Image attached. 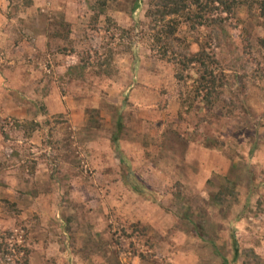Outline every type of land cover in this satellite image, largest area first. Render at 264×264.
<instances>
[{"label":"rangeland","instance_id":"rangeland-1","mask_svg":"<svg viewBox=\"0 0 264 264\" xmlns=\"http://www.w3.org/2000/svg\"><path fill=\"white\" fill-rule=\"evenodd\" d=\"M31 1L0 0V264H264L260 16L190 34L228 104L182 120L195 75L178 91L151 41L179 17L152 24L151 0H110L98 20L93 0ZM170 125L186 150L162 141Z\"/></svg>","mask_w":264,"mask_h":264},{"label":"trees","instance_id":"trees-1","mask_svg":"<svg viewBox=\"0 0 264 264\" xmlns=\"http://www.w3.org/2000/svg\"><path fill=\"white\" fill-rule=\"evenodd\" d=\"M25 1L32 3L31 0ZM93 1H95L93 8L95 18L98 20L108 12V2L110 0ZM150 5L151 8L147 13V17L152 21V24H157L160 21L164 23L171 17H179L180 22L176 20L173 22V25H171L172 23H168L162 25V28L158 31L154 29L155 33L152 34L151 41L156 45L160 44L162 46V50L154 49L159 54L157 58L162 62L167 60L175 66V79L178 91L182 90L185 86V83L182 81L188 79L187 77L190 78V73L195 75L193 77L195 78L193 94L187 97L190 100L186 99L182 103L183 110L179 111L182 120H185L186 116H192L196 112H194V110L197 109V105L200 107L199 110H203L204 114L216 111L220 112V110L228 104V99L224 96V89L226 86L224 76L215 71L217 70L216 67L219 65V61H217L214 54L211 55L207 44L200 42V39L193 40L190 43L189 36L198 28L211 26L216 28L224 27L230 18L238 17V15L247 16L249 20L260 16V19L263 20L261 26L264 33V0H151ZM183 27L185 29L182 30ZM243 30H245L244 27ZM69 31L71 32V30ZM179 33H181L180 36L178 35ZM163 38L166 40V44H164ZM177 47L182 48L183 52H179ZM194 48L198 49L195 50ZM258 48L260 51L264 52V35L259 38ZM130 53H133V51ZM97 59L102 60V57L97 56ZM105 62L107 63L98 62L100 71L97 70V72L109 76L111 74L108 70L111 67V59L109 56ZM82 70L83 68L71 67L66 72L65 76H63V79L68 78L69 82L78 80L77 76ZM95 121L96 120H94V122ZM121 125L122 123L119 121V126L121 127ZM25 128L32 133L36 128H39V124L33 122L29 127ZM170 129L173 135H166L162 129H159V132H161L159 136L163 138L162 141L168 143L171 149L182 146V138L175 133L171 125ZM206 139L209 140V138ZM118 142L119 140L116 138L115 144L117 150L120 151ZM186 146L188 147L187 144ZM182 148V150H186L184 144ZM122 161L127 164L126 159L123 158ZM132 190L136 191L138 194H147L143 193L141 190L137 191L136 187H133ZM227 195V193L221 191L214 199L224 202L225 199H227ZM233 241L236 259L240 253V249L235 236H233ZM22 252H24V249L18 248L17 254L14 255L19 256ZM243 254H245L247 258L244 264L254 263L252 259L253 253L244 251ZM253 255L254 258H256L255 254ZM17 262L19 264H21V262L22 264H27L26 259H23V261L17 260Z\"/></svg>","mask_w":264,"mask_h":264}]
</instances>
